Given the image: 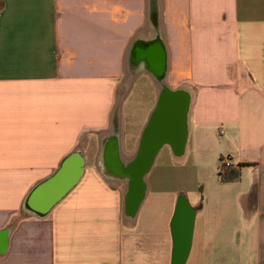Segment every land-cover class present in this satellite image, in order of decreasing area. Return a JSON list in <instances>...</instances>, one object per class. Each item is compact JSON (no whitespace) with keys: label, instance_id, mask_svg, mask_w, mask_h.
<instances>
[{"label":"crops","instance_id":"obj_1","mask_svg":"<svg viewBox=\"0 0 264 264\" xmlns=\"http://www.w3.org/2000/svg\"><path fill=\"white\" fill-rule=\"evenodd\" d=\"M156 36L163 81L191 95L187 140L180 160L160 149L130 217L102 149L115 131L122 155L137 148L116 107L144 78L151 112L141 44ZM163 148L214 170L200 198L163 167L148 179ZM73 151L80 179L34 215L28 194ZM221 157L242 165L239 181L218 179ZM180 199L185 224L193 210L184 264H264V0H0V264H172Z\"/></svg>","mask_w":264,"mask_h":264},{"label":"water","instance_id":"obj_2","mask_svg":"<svg viewBox=\"0 0 264 264\" xmlns=\"http://www.w3.org/2000/svg\"><path fill=\"white\" fill-rule=\"evenodd\" d=\"M161 43L160 38L156 36L141 44L147 47L143 58L144 70L152 72L159 92L140 133L136 150L130 159H122L117 131L107 138L102 149L104 168L101 173L107 179H119L126 185L125 211L130 217L134 216L144 198L145 176L153 166L160 149L164 145H169L175 156H182L187 140L191 95L181 87L172 89L163 81L166 58L163 51H160ZM151 45H155L158 51L156 52ZM141 46L140 48L143 47ZM131 54L134 55V51ZM83 165L84 160L79 151L67 155L50 176L32 188L25 205L34 215L40 217L47 215L78 182L83 173ZM184 205L185 201L180 199L173 220L172 264H184L190 249L193 210L188 217V224H185L181 218L185 213Z\"/></svg>","mask_w":264,"mask_h":264},{"label":"rangeland","instance_id":"obj_3","mask_svg":"<svg viewBox=\"0 0 264 264\" xmlns=\"http://www.w3.org/2000/svg\"><path fill=\"white\" fill-rule=\"evenodd\" d=\"M137 87H142L140 92ZM152 92L153 88L150 81L147 80L146 82V79L142 78L136 82L135 87L127 99L125 98L123 101L121 98L118 101L116 111L122 118L125 115L126 149H129L128 142L134 141L129 138H133V136L135 138L138 133L140 136L142 128L148 119L150 114L149 108L153 101ZM192 158L193 155L190 152L184 163H172L166 148H163L157 160V165L155 164V171L152 175L149 174L148 179L155 177L157 172L163 167L167 172L164 175L170 178L175 184H183L189 197L200 198L203 195V183L213 176L214 170L204 169L201 165L192 163ZM248 255H250L251 260H254L256 256L254 248L252 249V253Z\"/></svg>","mask_w":264,"mask_h":264},{"label":"trees","instance_id":"obj_4","mask_svg":"<svg viewBox=\"0 0 264 264\" xmlns=\"http://www.w3.org/2000/svg\"><path fill=\"white\" fill-rule=\"evenodd\" d=\"M229 160L227 157H225ZM219 167L217 171L218 179L221 182L229 183V182H237L241 178V164L231 165L227 164L224 157L219 159Z\"/></svg>","mask_w":264,"mask_h":264},{"label":"bare ground","instance_id":"obj_5","mask_svg":"<svg viewBox=\"0 0 264 264\" xmlns=\"http://www.w3.org/2000/svg\"><path fill=\"white\" fill-rule=\"evenodd\" d=\"M132 77H133V75L132 76H128V80L126 81V85H128L130 82H131V80H132ZM166 84V83H165ZM159 85V84H158ZM125 86V85H124ZM182 89H184L185 91H187V92H189L188 90H187V88H185V87H181ZM124 92V91H123ZM125 93V92H124ZM131 156L132 155H128V154H124L123 153V155H122V159L124 158V159H130L131 158ZM176 159H178V160H180V156H176L175 157ZM111 179H113V180H117V181H121V180H119V179H115V178H111ZM121 182H123V181H121ZM124 183V182H123Z\"/></svg>","mask_w":264,"mask_h":264},{"label":"built area","instance_id":"obj_6","mask_svg":"<svg viewBox=\"0 0 264 264\" xmlns=\"http://www.w3.org/2000/svg\"><path fill=\"white\" fill-rule=\"evenodd\" d=\"M224 159H225L226 163L229 164V160H227L225 157H224Z\"/></svg>","mask_w":264,"mask_h":264}]
</instances>
